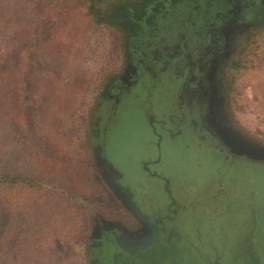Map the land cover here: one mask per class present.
Here are the masks:
<instances>
[{"label":"rangeland","instance_id":"1","mask_svg":"<svg viewBox=\"0 0 264 264\" xmlns=\"http://www.w3.org/2000/svg\"><path fill=\"white\" fill-rule=\"evenodd\" d=\"M50 1L11 2L14 63L0 71L13 67L15 103L10 121L0 100V158L11 151L36 184L0 188V264H106L96 238L102 228L121 233L116 241L130 249L153 233L120 184L146 190L139 200L155 217L167 210L158 178L142 187L130 177L157 151L149 149V117L178 112L176 102L162 112V97L185 77L169 65L157 83L158 51H178L180 63L187 51L200 56L198 36L221 25L217 14L235 18L229 0H109L98 12ZM233 1L242 20L222 29L209 94L189 98L207 113L201 132L217 147L179 143L185 124L182 137L159 128L163 151L153 169L170 179L180 214L174 264H264V0ZM225 154L238 156L229 165ZM226 197L233 203L225 209ZM158 247L157 240L138 263L167 264ZM125 254L110 261L129 264Z\"/></svg>","mask_w":264,"mask_h":264},{"label":"flooded vegetation","instance_id":"2","mask_svg":"<svg viewBox=\"0 0 264 264\" xmlns=\"http://www.w3.org/2000/svg\"><path fill=\"white\" fill-rule=\"evenodd\" d=\"M230 7L228 9L229 12H232L234 15H232V18L235 19H229V21H226V16L225 15H219L217 14V17L221 19V25L220 26H215L211 25L210 27L207 28V32L205 36H198L200 39V42L202 43L203 48L206 49V52H202L199 56V52L197 55L193 51H187L186 53H183L181 55V63L178 55V51L175 54V51L173 52L171 48L167 49V51H158V59H162V64L159 66V64H156L157 71L158 72V78L156 79L157 83H160L165 78L167 73L172 70V73L175 77H185V80L181 84V88L176 90V85H172V87H169L168 92L163 93L161 107H162V112H165L166 108L170 106V104L175 103L177 104V110L178 112H173L169 114L168 116L163 114V116L159 117L158 119L154 118L153 116L149 117V127L152 131L153 136H155L156 141L155 144H152V148H149L150 150H157L156 154L149 153V157L147 159H142L141 163V174L139 175H134L130 174V177H142L143 178H137L138 182H140V185L142 187H145L142 185V183H155L152 182L149 177H156L159 179L161 183V188L166 191L167 195V210L164 211L163 215L158 214V217H155L154 214H152V211L148 212L143 208L142 203L139 200V196H144V192L142 193L137 192L135 188L132 187V183H122L120 184V187L122 186L123 189H126L130 192L131 197L133 200L136 202L137 206L143 211V214L147 215L149 219V223L152 224V236L151 240L148 243L141 244L139 247L136 249H130V245L125 244L126 252L122 251L120 248V242L119 239L116 241V236L121 235V233L117 232L114 229H111L108 231H105V229L102 228L103 231L97 235V241H98V249H102V252L99 255V258H104L103 257V252L105 253L104 256L105 258L108 257L109 259L105 260L106 264H114V262H111L110 260L113 259L116 256V253H123L127 255L129 264H141L138 263L140 260L145 256L146 253H149L153 248L156 246V241L158 240L159 244V252L162 253V258L164 257L163 261L167 264H174L173 263V255L175 253V248H173V238L175 236V224L177 221H179V211H178V202L176 200V197L174 196L172 190L170 189L171 183L170 179H167V177H164L160 175L155 169H153V165L159 164L160 159L162 157V151H163V134L160 132L159 128L162 130L168 131L170 134L171 138L175 137L174 135L176 134L177 136L182 135V127L183 124H185L186 130H190L187 136H181L182 138L179 139V143H183L186 145V147L190 146L191 142L197 141L199 147H204L207 149L208 147L213 150L216 145H214L215 139L212 137H209V135H205L204 132H201L203 129L202 127V121L203 118L205 119L204 116V111L202 113L197 110V105H196V97L200 96L202 98H205L207 94H209V88H210V81H209V76H210V65L213 63L214 59L217 57L218 54L221 52L219 51L221 42L223 40L221 36V32L223 27H226L228 23H235V22H240L242 20V15L235 14L236 9H237V4L233 0H229ZM192 40H194V36L192 37ZM161 47V45H160ZM189 53V54H188ZM206 53V54H205ZM178 58V60L175 63H172V60H170L172 57ZM199 56V57H198ZM170 60V61H169ZM172 64H171V63ZM169 63V64H168ZM171 66V69L169 70L168 66ZM195 66L197 68H195ZM170 82L167 85H171L175 83V79L173 78L172 74L169 77ZM129 81L128 87L133 86L136 82V79L132 80V83ZM167 83V82H166ZM192 84V85H191ZM170 91V93H169ZM198 93V95H197ZM117 95V94H116ZM115 95V97H116ZM195 98V102H192L191 99ZM176 100V101H175ZM193 112L194 116H189L190 113ZM186 113L188 116H186ZM196 115V116H195ZM172 124L174 127H170L169 125ZM159 126V127H158ZM181 127V128H180ZM198 127V128H197ZM173 130H176L174 132ZM169 145V144H167ZM174 145V144H173ZM150 145L146 144V147H149ZM204 151V150H203ZM235 154H230L227 155L225 154L224 160L228 161L229 165L232 164L235 159ZM155 185V184H154ZM152 185V187H154ZM160 188V190H161ZM151 189V188H150ZM158 189V192L160 191ZM129 196V198H131ZM142 197V198H143ZM148 198V197H147ZM225 199H228L226 197ZM158 200H161L159 194H158ZM229 202L225 206V209L229 206V204L233 203V200H231V197H229ZM222 201V200H221ZM235 203V202H234ZM168 213V215H166ZM170 223L173 226H170ZM260 224V229H261V221H259ZM264 232V231H263ZM262 232V233H263ZM137 234V233H135ZM162 234L163 236V243L160 241V235ZM264 234V233H263ZM262 235V234H261ZM123 243V242H122ZM161 243V244H160ZM124 244V243H123ZM165 247V249H163ZM173 248V249H172ZM264 249V248H263ZM121 251V252H120ZM258 251V250H257ZM260 251H258V254ZM257 254V255H258ZM108 255V256H106ZM169 256V257H167ZM261 257H264V254L260 255ZM132 258V259H131Z\"/></svg>","mask_w":264,"mask_h":264},{"label":"trees","instance_id":"3","mask_svg":"<svg viewBox=\"0 0 264 264\" xmlns=\"http://www.w3.org/2000/svg\"><path fill=\"white\" fill-rule=\"evenodd\" d=\"M15 1L16 0H0V42H3V45L0 46V65H3V63L6 65H13L14 63V44L11 43L10 38H12V21H14L16 12L13 6H11V2ZM34 2L39 4L45 2L46 5H48L47 3H52L50 0H34ZM65 2L74 4L76 7L79 6L87 8L88 11L92 10L98 12L101 10V6L107 5L109 0H66ZM71 29H73V27H70V30ZM0 70H2V68ZM2 72L3 71H0V100H3V98L7 99V102L4 103L3 107L6 108L8 119L11 121V119H13L11 116L14 111L13 105L15 103V99L13 97V91L15 89L13 67L12 69L6 71L7 75H4ZM4 89H6L7 92L5 97L3 93ZM16 161L17 159L12 157L11 151H8V155L3 159L0 158V188H14L19 186L26 189L36 184L34 183L36 180L33 181L34 176L23 173L21 171L22 169L16 165Z\"/></svg>","mask_w":264,"mask_h":264},{"label":"water","instance_id":"4","mask_svg":"<svg viewBox=\"0 0 264 264\" xmlns=\"http://www.w3.org/2000/svg\"><path fill=\"white\" fill-rule=\"evenodd\" d=\"M251 156H252L253 158H255V159H260V158H261L260 156H258L257 154L255 155L254 153L251 154ZM143 217H144L147 221H149L147 215L143 214ZM150 240H151V239H150ZM150 240H149L148 242H150ZM148 242H147V243H148ZM120 247H121L122 249H124V251L126 250V248H125L126 246H125L123 243H120Z\"/></svg>","mask_w":264,"mask_h":264}]
</instances>
